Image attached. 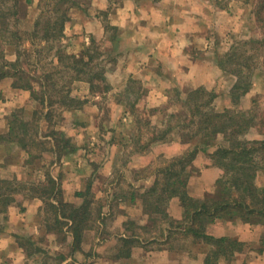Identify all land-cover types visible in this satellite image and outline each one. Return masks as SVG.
<instances>
[{"label": "rangeland", "instance_id": "rangeland-1", "mask_svg": "<svg viewBox=\"0 0 264 264\" xmlns=\"http://www.w3.org/2000/svg\"><path fill=\"white\" fill-rule=\"evenodd\" d=\"M38 1L33 0L32 4L26 5L27 16H24L25 18L20 23L23 29H31L33 21L40 13ZM131 1L134 3L138 0ZM261 1L264 0H245L247 9L243 16H240V0L210 1V4L215 8H222L227 4L237 12L231 17L223 16L222 18H226V20L222 21L219 26L208 28L216 35V44L210 45L204 41L203 43L198 41L196 46L192 47L194 50L191 49L190 52L197 61V74H193L192 80L189 81L192 85L182 87L178 83L179 78L176 75L170 76L169 84L172 87L167 104L164 107H150L140 104L139 101L142 96L148 93L146 86L152 82V79L149 78L146 69H137L136 72L129 73L126 77L124 31L109 22L108 2L112 3V6H117L118 12L126 0H76L75 4L69 8L68 21L62 39L63 46L67 53L79 56L93 44L94 47L91 51L93 53L99 51L101 54L94 55V60L91 62L97 64L100 62L98 65L104 71V79L94 87L90 81L83 79L70 81L71 70L56 74L55 79L61 74L63 76L60 81L57 80L60 83L58 86L62 87L64 84L69 86L71 104L63 105L57 96L51 98L54 103L50 104L51 100L47 98L43 104L45 112L47 111V119L43 124L45 117L41 118L38 137L33 138L34 141H30L29 147L23 149L18 142L11 140L15 135L10 134L9 119L14 110L20 112L22 109L25 113L23 120L27 121L29 125L32 126L38 119L33 117V112L43 108L41 103L44 88L41 84L42 75L46 71L42 68V63L49 69L56 51L54 49L49 54L46 53V57L40 62L36 49L32 47L31 43L27 44L31 48V53L23 55L21 60H23V67L31 75L34 88L25 89L15 86L16 79L14 77H5L0 80V135L4 134L3 138L0 137L1 173L8 175L4 179H11L15 173H13L14 170L21 171L22 173L18 172L20 173L18 177L19 181L25 184V187L21 189L23 195L26 193L36 194L32 187H39L43 185L42 183H47L51 173L62 175V177L67 175L76 179L78 175H85L92 171L90 176L96 183L92 188L95 197L90 207L91 216L88 222L90 227L84 234L83 251H75L76 253L62 264L70 262L74 256L80 263L85 264H110V261H113L114 264H140L138 261L128 260L133 254V249L140 247L138 244L140 241L136 238L124 247L125 254L132 251L130 256L125 257V254L118 256L121 250V236L128 234L133 235V239L134 235L141 236L143 240H150L156 235V239L149 243V251L151 246H163L170 252H174L175 254H172L174 258L170 264H201V262L194 263L198 259V255H203L202 264H206L205 259L207 253L211 251V245L191 237L182 239L177 234L171 242L163 244L164 241L160 242V239L164 240L160 237V230L161 228L167 229V223H162L160 214L157 219L150 220L151 215L145 210L141 199L138 200L139 205L136 203V206L139 207L135 209L137 214L143 212L148 215V218L143 222L147 224L146 226L144 225L140 229L139 221L137 222L135 219H128L120 224L119 216L126 210L127 204L133 196L134 188L129 184V181H152L151 186L154 180L159 177L160 168L168 166L175 157L184 155L188 149L195 146L199 149L191 167H189L187 191L193 197L217 196V199H222L226 196V192L220 194L217 188L225 170L217 164L216 157L213 158L212 153L217 152L219 147L233 148L231 145L240 142L241 139L247 140L249 145L262 146L261 140L264 139V20L257 17L258 11L261 12L262 17L264 16V7L261 5ZM96 18L102 25L90 24L92 30H89L90 33H88L84 21L91 23L92 20L97 21ZM227 19H231V22H228ZM82 30L88 35L81 32ZM203 33L205 31L201 33L202 36ZM77 39L82 41L79 45ZM39 45L41 44L39 43ZM139 47L141 48L138 49ZM139 47L137 48L139 52L148 51V48L144 46ZM6 49L11 52L8 57L14 59L16 49L9 46H6ZM135 51H137L136 48ZM86 58L89 56L86 55ZM240 61L247 64L248 67H244V64L240 66ZM154 62L153 74L158 72L160 77L162 73L157 71ZM240 78L242 81L239 83ZM165 80L169 82L167 78ZM153 81L155 82V80ZM202 81L204 83L193 85L194 82L201 83ZM200 86H205L207 90L213 91L215 94L214 100L206 108L207 113L212 116V123H217L218 127L226 124L217 133H213L212 123L210 125L211 133L208 134L205 130H196L194 125H187L184 129L176 125L183 121L189 123L192 119L200 121L195 118L192 109L185 112L182 117H178L179 110L183 105L180 102V97H183L182 95L187 91ZM45 96L49 97L48 94ZM173 113L176 115L171 118ZM171 124H174L175 128L168 132L167 138L148 143L155 130L164 129ZM233 124L238 128L235 132ZM22 130H24L23 127L17 128V131L21 132ZM134 135L140 137L142 144L136 142ZM145 143L147 144L144 145ZM74 146H76V151L80 152L78 156H76L77 152L76 155H72V152L68 153ZM115 146L120 147L123 152L112 157L110 149L116 153ZM16 150L20 153H17ZM40 152L43 157H33ZM260 153L264 165V148ZM230 155H235V152ZM79 162H81L80 166H78ZM91 162L93 163L92 167ZM60 165L61 167H59ZM36 166L38 167L36 168ZM261 167L256 170L252 179H254L260 194H264V166ZM108 168L111 171L110 176L107 174L109 173ZM127 168L129 170L126 171ZM47 171L50 173L46 176ZM91 178L84 179L87 183H91L89 180ZM143 187L146 188L144 185ZM144 190L135 191L138 193ZM23 195L20 194L19 199ZM108 195H112V197L110 198ZM255 195H249L252 203H258L257 200L261 198L259 195ZM92 196L89 198L92 199ZM174 198L179 201L180 206L177 205L176 210L179 215L174 217L170 213L173 199L169 202V214L175 219H182L181 199ZM83 201L84 197L76 195L70 202L79 205ZM100 207H103L101 217L98 215ZM45 215L46 211L43 210L40 215V224ZM3 221L4 212H0V222ZM20 222L14 223V230H18ZM218 222L223 224L219 231H228L229 233H234L237 224L242 223L239 219ZM218 222L212 224V232L216 225L219 226ZM68 226L65 225L64 230L69 231ZM46 227L44 228L46 229ZM29 234L44 235L38 224H34V228L28 230L26 236ZM56 237V235L49 234L46 240L40 239L38 243L46 248L47 252L50 250L70 251L69 244L61 242ZM110 239L113 242L117 240L115 246L110 245ZM9 242L8 244L7 239L0 240L1 264H38L41 262L42 258H38L42 257L41 255L27 258L13 236L10 237ZM238 253L240 254V252ZM222 260L228 264H236L233 262L236 260V256L233 261H228L225 258ZM115 261L117 262L115 263Z\"/></svg>", "mask_w": 264, "mask_h": 264}, {"label": "trees", "instance_id": "trees-1", "mask_svg": "<svg viewBox=\"0 0 264 264\" xmlns=\"http://www.w3.org/2000/svg\"><path fill=\"white\" fill-rule=\"evenodd\" d=\"M75 2L76 0H39L37 5L41 9L40 13L33 21L31 29H23L20 23L27 16L26 5L32 4L33 0H25L24 2L22 0H0V80L5 77H14L16 79L14 82L15 86L25 89L34 88L31 82V75L23 67V60H21L23 55L31 53V48L27 44L31 43L32 47L36 49L40 62L46 57V53L49 54L52 50H56L49 69L42 63V68L46 71L42 75L41 84L44 88L41 103L43 108L33 112V117L35 116L38 119L35 120L32 126L31 124L29 125L27 121L23 120V115L25 114L23 109L20 112L19 110H14L12 117L9 119L10 134L15 135L12 136L11 140L18 142L23 149L28 148L30 141H34L33 138L38 137L41 118L45 117H43V124L47 119V111L45 112L43 105L47 98L51 100L53 96H57L63 105L71 104L69 86L67 84L62 87L58 86L63 76L61 74L60 77L57 76L55 79L56 74L71 70L70 81L83 79L90 81L94 87L98 86L104 79V71L98 65L100 62L96 61L98 64L91 62L94 60V55L101 54L99 51L96 53L91 51L94 47L93 44L87 47L82 55L79 56L67 53L63 46L62 39L68 21L69 8ZM261 3L264 7V1H261ZM257 17L260 20H264V16L262 17L260 11H258ZM6 46L16 49L14 59L8 57L11 52L6 49ZM86 55L89 58H86ZM242 64H244V67H248L247 64L240 61V66H243ZM241 81L242 78H240L239 83ZM47 94L49 97L45 96ZM182 96L180 97V102L183 105L179 110L178 117H182L185 112L192 109L193 115L200 121L192 119V123L183 121V123H177L176 125L182 129L186 128L187 125H194L198 131L205 130L206 134L211 133L212 116L207 113L206 108L214 100V92L207 90L205 86H200L187 91ZM51 103H54V101L51 100ZM175 115L173 113L171 118L175 117ZM212 124L213 133L219 132L226 125L222 124L218 127L217 123ZM19 126L23 127L24 130L21 132L17 131ZM174 128L175 125L171 124L164 129L155 130L148 143L151 144L155 140L167 138L168 132ZM237 130L238 128L234 125L233 131ZM2 136L4 134L0 135V137ZM139 138V136L134 135V139L140 144L141 140ZM247 143V140L241 139L240 142L238 141L231 145L233 148L219 147L217 152L212 153V157H216L217 164L225 170V174L217 188L220 194L224 191L226 192V196L222 199H217V196L193 197L186 189L189 167H191L199 149L197 146L188 149L184 155L175 157L169 162L168 166L160 168L158 171L159 177L154 180L151 186L145 188L143 192L137 193L135 190L133 191L132 200L136 198L142 200V205L151 215L150 220L157 219L160 214L162 223H167V229L161 228L160 230V237L164 238L163 244L171 242L175 234L180 235L182 239H186V237L195 238L196 240L200 239L211 245V251L207 253L205 259L206 264H219L222 258L233 261L238 252H244L247 249L248 243L234 234L218 236L211 231V227L212 224L220 220L235 221L239 219L244 223L261 226L262 236L260 244L261 250H264V194H260L253 181L254 179H252L256 170L264 166L262 163L263 158L260 155V151L264 148V139L261 140L262 146H253ZM69 152H76V146ZM232 152H235V155L231 156L230 153ZM61 154L60 157L63 155ZM37 156L43 157V154L40 152L33 157ZM47 183H42L43 185L39 187H32L36 194L44 198L42 210L46 211V215L40 224L44 235H13V237L27 258L41 255L42 257L38 258H42V260L38 264H62L69 260V257L76 253L75 251H83L82 243L85 239V231L90 227L88 223L91 216L90 207L95 196L93 195L92 184L89 182L84 190L76 192L78 197H84V201L76 205L65 200L63 189L58 186L53 176H48ZM23 187H25V184L19 181L18 174L11 179H0V212H7L9 204L16 201V195H23L21 191ZM27 195V193L24 194L22 198ZM249 195H259L261 198L257 200L258 203H252ZM89 196L93 198L91 199ZM174 197L181 199L183 207L182 219H175L169 214V202ZM102 211L103 207H100L99 217L102 216ZM4 218L6 219V214ZM65 225H69V231L64 230ZM45 226H47L46 229L44 228ZM2 227L3 224L0 222V230ZM49 234L56 235V239L65 244L68 243L70 251L50 250L47 252L48 250L42 247L38 241L40 239L46 240ZM134 240L133 235H122L120 248L122 252L120 250L118 256L124 255V247ZM131 252L128 251L125 257L130 256ZM65 264L85 263H80L74 256L70 262Z\"/></svg>", "mask_w": 264, "mask_h": 264}, {"label": "crops", "instance_id": "crops-1", "mask_svg": "<svg viewBox=\"0 0 264 264\" xmlns=\"http://www.w3.org/2000/svg\"><path fill=\"white\" fill-rule=\"evenodd\" d=\"M210 1L212 0H138L133 3L131 0H126L124 6L122 4L121 6L123 7L120 6L118 12L117 6H112V3L110 4V2H108L109 22L120 27V29L124 31V70L126 77L129 73L136 72L137 69H146L149 78L152 79V82L146 86L148 93L142 96L139 101L140 104L150 107H164L169 100L172 87L171 84H169L170 76L176 75L179 78L178 83L182 87L192 85L189 81L192 80L193 74H197V61H195L196 58L192 57V52H190L191 49H193L192 47L196 46L198 41L201 43L204 41L210 45L216 44V35L209 30L210 27L219 26L222 21L225 22L226 20V18H222L223 16L228 15L231 17L237 12L227 4L222 8H215V6L210 4ZM246 9L245 0H240V16L246 13ZM135 10H137V12H135ZM96 19L97 21L94 22L92 20L91 23L89 21H84V26L86 25L88 31L92 30L90 24L102 25L98 18ZM228 22H231V19H229ZM90 31L88 33H90ZM203 31H205V33H203L204 35L202 36L201 33ZM81 32L86 34L83 30ZM77 40L79 45L82 41H79V39ZM139 46L148 48V51L139 52L138 49L141 48ZM153 46L155 47L153 48ZM135 48L137 51H135ZM153 62L156 64L155 66H157V71L162 73L160 77L158 72L153 74ZM165 78H167L169 82L165 80ZM153 80H155V82ZM202 83H204V81L201 83L194 82L193 85ZM114 148L116 149V153H114L113 149H110L112 157L123 152L120 147L115 146ZM16 151L20 153V151ZM76 152L72 153V155H76ZM79 154L80 152H77L76 156ZM80 164L81 162L78 163V166H80ZM38 166H36V168ZM92 166L93 163L91 162V167ZM59 167H61V165ZM131 167L133 168V166ZM109 168L108 175L111 173ZM125 170L127 171L129 169L127 168ZM18 172L22 173L21 171L14 170L12 178L20 174ZM48 173L50 172L47 171L46 176ZM91 173L92 171H89L85 175H78L76 179L67 175H63L62 177V175L52 173L51 176L57 181L58 186L63 189L65 200L70 202L76 197V192L78 190H84L87 185L86 179L87 177L91 178ZM4 174L5 173H1L0 169V179H4L8 176ZM89 180L93 188V185H96L94 182L95 180L93 178ZM145 182L129 181V184L133 186L134 190L140 191L141 189H145L143 185L147 188L152 181ZM108 196L110 198L112 197V195ZM19 197L20 194L16 195V201L9 204L8 211L4 213V215L6 214V219L4 218L2 222L3 227L0 230V240L7 239L8 244L10 243V237L13 235H26L28 230L34 228V224L40 225L39 221L43 211L42 204H44V198L38 194H28L23 200L22 197L21 199H19ZM138 202V198L134 200L131 199L128 202L129 204H127L126 210L119 216V220L121 221L120 224H123L128 219H135L137 222L139 221L140 229L144 225H147L143 222L148 218V215L143 212H140V214L136 212L135 208L139 207ZM136 203L138 204L137 206ZM177 205L180 206L179 201L173 198L170 205V213L174 217L179 215L176 213L178 208ZM17 221L21 222L18 230H14L13 225ZM218 224L219 226L216 225L213 229L216 235L234 234L248 243L249 248L247 247V249L244 252H240V254L237 253L236 260L233 262H236V264H264V250H261L260 244L262 236L261 226L242 222L237 224L238 226H236L234 233H229L228 231L220 232L219 230L222 229L221 227L223 224L221 222H218ZM156 237L157 236L154 235L150 240H143L141 236H134V238L140 241V243H138L140 247L133 249V254L128 260L138 261L140 264H170L174 258L172 257V254H175L174 252H170L168 249L163 248V246H151V250L149 251V243L150 241H154ZM162 241L163 240L160 239V242ZM116 243L117 240L113 242L110 239V245L113 244L115 246ZM203 258V255H198V259L195 260L194 263L201 262L202 264ZM110 262V264H114L113 261ZM116 262L117 261H115V263ZM220 264H228V262L222 260Z\"/></svg>", "mask_w": 264, "mask_h": 264}]
</instances>
